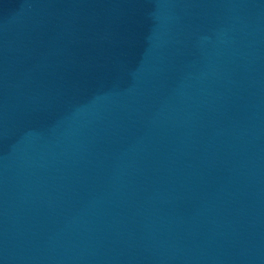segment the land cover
<instances>
[{"label": "water", "instance_id": "water-1", "mask_svg": "<svg viewBox=\"0 0 264 264\" xmlns=\"http://www.w3.org/2000/svg\"><path fill=\"white\" fill-rule=\"evenodd\" d=\"M0 264H264V0H0Z\"/></svg>", "mask_w": 264, "mask_h": 264}]
</instances>
